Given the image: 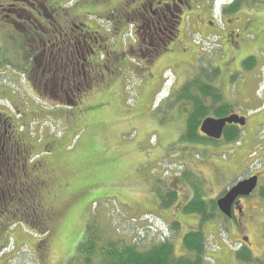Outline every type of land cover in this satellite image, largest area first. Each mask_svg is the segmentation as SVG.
<instances>
[{
    "label": "rangeland",
    "instance_id": "1",
    "mask_svg": "<svg viewBox=\"0 0 264 264\" xmlns=\"http://www.w3.org/2000/svg\"><path fill=\"white\" fill-rule=\"evenodd\" d=\"M262 1L236 11L234 21L214 32L213 23H208L214 20L209 10L213 0H191V11L183 5L179 40L162 55L159 39L170 36L168 24L157 27L159 39H154L145 36L141 18L123 17L137 0H51L48 6L58 3L61 13L80 19L85 34H90L86 45L93 54L87 56V80L81 67L74 66L75 75L70 77L78 79L64 88L69 102L64 95L54 98L51 90L39 88L40 68L32 80L26 73L25 35L9 15L27 1L0 0V131L7 126L12 142L25 141L44 164L47 197L43 200V191L36 194L31 184L27 197L34 200L38 214L43 213L40 203L43 210L54 211L43 225L37 224L47 231L40 237L26 222L1 214L0 264H70L92 225L144 248L171 238L176 257L186 255L184 236L200 229L198 217L183 212L193 199L194 185L201 184L204 200H218L253 175L260 182L243 204L250 216L241 218L242 230L220 217L201 228L208 238L209 264H264V204L258 197L264 185ZM219 10L214 9V16L221 23ZM60 18L56 17L58 23L65 19ZM157 52L161 56L156 57ZM250 57L255 65L247 70L243 62ZM214 70H219L217 76ZM204 74L233 111L246 119L238 143L192 144L182 138L187 111L176 94ZM65 76L60 69L56 84ZM256 143L260 145L254 151ZM48 150L50 154L42 153ZM27 186H19L16 196ZM167 191L178 196L170 208L159 206V194ZM5 194L0 191L1 197ZM16 206L9 202L0 206L1 212ZM30 214H25L27 219L37 218ZM173 223L180 224L176 232ZM245 237L256 262L237 258Z\"/></svg>",
    "mask_w": 264,
    "mask_h": 264
},
{
    "label": "flooded vegetation",
    "instance_id": "2",
    "mask_svg": "<svg viewBox=\"0 0 264 264\" xmlns=\"http://www.w3.org/2000/svg\"><path fill=\"white\" fill-rule=\"evenodd\" d=\"M25 1L27 2H25L18 11H15L14 13L11 11L12 15L9 16H11L10 21L18 26L25 35L23 38L27 43L26 48H24V52L27 54V57L25 58L23 56V58L26 60L25 65H28V68H26V73L31 77L32 80L33 73L38 71L40 68L42 70L40 75L41 79L37 78V81L39 82V88H44L43 90H45V93L51 90L50 92L52 94H56V96L52 95L54 98H62L64 95V98L66 97V100L70 102L69 94L64 90V88L65 85L68 86L70 82L73 83L74 79H78L76 76L70 77V74L73 76L75 75L74 71L72 70L74 69V66H77L78 68L81 67L84 72V82L87 80L85 74L88 63L87 56L93 54L92 49L86 45V39L89 38L87 35L90 34H85L86 32L83 30L84 24L82 22L81 24L78 23V20L80 21V19L72 18L65 12L61 13L60 11H63V9H61L58 3L54 2L53 6L50 7L48 6V3L51 0H39L38 2L35 0ZM138 1V5L135 8H132L130 13L124 14L123 17L126 19L129 18L131 20H135L134 18L136 17L141 18V24L139 26L143 25L141 27L143 30H145V36L151 38L153 35L154 39H159L157 27H160L163 23L168 24L171 29V31H169L170 36L167 37L165 41L159 39V42L163 47L162 55L168 54L167 52H169L170 47L175 45L181 34L179 27L181 26L182 15L184 13L183 5H185L189 11H191L193 9V6L190 5L191 0H137V2ZM233 3L234 0H230L227 6L222 7L221 10H219L221 12V23H218L217 18L214 16V9L216 8L213 6L211 9H209L210 16L214 20L209 21L208 23H213L212 26L215 27L213 30L214 32H217L218 29L223 31L225 24L227 25L231 21H234L235 12H225V10L228 9V7ZM126 5H124V9H127ZM250 5L252 6L253 4L242 7L240 10H238V12L246 7H249ZM60 15L65 17V19L62 20V23H58L56 21V17L60 18ZM223 19H225V22ZM201 21L204 22V20ZM10 29L14 31L12 28ZM158 31H161V29H158ZM227 36L230 35L227 34ZM44 38L47 40H43ZM36 39H39V44H34ZM143 42H145V40H143ZM81 45H84V49H82ZM150 46L153 45L151 44ZM38 49L40 50L38 51ZM154 55L156 57L161 56V54L158 52ZM74 59H76V63L74 62ZM53 68L55 70L54 72ZM60 69L63 70L66 76L63 77L60 82L62 85H57L56 81ZM56 71L57 74L55 73ZM69 71L71 73H69ZM54 73L55 75H53ZM36 75L39 76L37 72ZM79 76H81L80 73ZM47 77H49L48 80ZM232 113L235 112L232 111ZM4 122L7 124L6 121ZM30 150L31 146L26 144L25 141L19 143L15 141L12 142V138H10V134L7 132V126L4 131H0V191L6 193V196L11 197V194L18 195L19 186H27L31 184L34 188H36V194H38L40 189L43 191L41 192V196L44 200V197H47L48 195V193L46 191L44 192V190H46L48 187L49 177H46L47 171L44 168V164L42 162H38V160L35 159L37 154H32V151ZM50 152L51 151L48 150L43 153L50 154ZM253 176L258 177L259 183L260 177L258 175ZM27 188L28 186L26 187L25 191H20L21 195L19 196V200L23 199L22 197H24L25 200L30 199L34 201L33 199L27 197V195L31 192L27 191ZM251 196L238 199L237 204L234 206L232 218H234V222L237 224L239 230H242L241 228L244 227L241 218L250 216L249 210H245V205L243 206V204H245L244 202H249ZM40 201L42 202V200ZM39 206L40 208L42 207L43 212L39 214L41 220L44 221L46 218L50 219L49 215L54 211H50L52 209H46L48 212L43 210L44 208L42 203H40ZM34 209L35 211L37 210V208ZM232 218L231 221H233ZM240 232L241 231H239V233ZM244 239L245 240L243 244L247 246L248 244L246 242H248L249 239L247 237Z\"/></svg>",
    "mask_w": 264,
    "mask_h": 264
},
{
    "label": "trees",
    "instance_id": "3",
    "mask_svg": "<svg viewBox=\"0 0 264 264\" xmlns=\"http://www.w3.org/2000/svg\"><path fill=\"white\" fill-rule=\"evenodd\" d=\"M259 1L234 0V3L225 12L233 13L249 4H257ZM243 65L247 70L252 69L255 65L254 58L250 57L246 59ZM218 74L219 70H214L213 76H217ZM206 78V74L203 76L198 75L188 81L177 94L175 93L177 102L182 103L180 105L183 106V110L186 109L187 111L186 130L182 137L187 143H218V141L204 137L200 132V127L203 121L209 118L211 114L214 115L213 118L219 119L230 116L233 111V106L223 100L220 91ZM241 133L242 129L238 126H227L222 140L228 143H238L242 135ZM191 183L194 185L193 182ZM202 188L201 184L197 183V185H194L193 199L183 207L184 214L196 215L200 223V229L188 232L183 238V247L187 252H185L186 255L176 257L171 238L154 244L148 247V249L134 242L129 243L127 240L111 237L109 231H106V229L100 230L92 225L88 230L89 235L87 239L79 245L77 254L70 264H209L206 257L208 238L202 230L201 224L217 221L218 217L227 223L231 222V219L221 214L217 206L218 200H204L202 198ZM11 195V197L6 195L5 198L1 197L0 206L14 202L17 205L16 208L14 207L11 211L6 209L4 212H1L0 208V216L1 214L9 213L8 215L12 216L9 219L18 220L21 223L26 222L36 233L41 234L37 233L39 237L45 236L47 231L45 232V229L37 226L38 223H42V220L37 210L35 211L34 209L36 208L34 201L30 199H23L21 201L18 196ZM258 197L264 204V185L259 188ZM177 198V194L171 191H167L165 194L161 193L159 194V206L170 208L174 205ZM26 213H31V216L34 214L37 218L29 220L25 216ZM232 220L235 221L234 218ZM171 229L176 232L180 229V224L173 223ZM248 247L249 245L246 246L241 243V248L237 252L238 260L243 263L256 262V258H254Z\"/></svg>",
    "mask_w": 264,
    "mask_h": 264
},
{
    "label": "water",
    "instance_id": "4",
    "mask_svg": "<svg viewBox=\"0 0 264 264\" xmlns=\"http://www.w3.org/2000/svg\"><path fill=\"white\" fill-rule=\"evenodd\" d=\"M246 126V119L232 113L225 118H207L203 121L200 132L203 136L214 141H220L223 138L227 126ZM258 187V177L253 176L249 179L238 182L222 198L218 199L217 206L221 214L228 219L232 218V213L237 200L250 197Z\"/></svg>",
    "mask_w": 264,
    "mask_h": 264
},
{
    "label": "crops",
    "instance_id": "5",
    "mask_svg": "<svg viewBox=\"0 0 264 264\" xmlns=\"http://www.w3.org/2000/svg\"><path fill=\"white\" fill-rule=\"evenodd\" d=\"M259 145H260V143H258V144H257V143L254 144L253 150L256 151L255 149H256Z\"/></svg>",
    "mask_w": 264,
    "mask_h": 264
}]
</instances>
